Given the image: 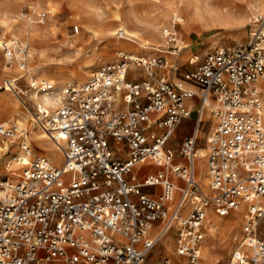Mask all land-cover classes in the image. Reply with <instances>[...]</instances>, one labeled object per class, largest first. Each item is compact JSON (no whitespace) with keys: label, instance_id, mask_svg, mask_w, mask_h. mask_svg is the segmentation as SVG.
<instances>
[{"label":"built area","instance_id":"2783aa9c","mask_svg":"<svg viewBox=\"0 0 264 264\" xmlns=\"http://www.w3.org/2000/svg\"><path fill=\"white\" fill-rule=\"evenodd\" d=\"M254 22L247 44L197 51L190 68L170 66L165 57L180 47L156 56L121 50L86 81L68 82L51 114L34 113L62 163L33 157L28 128L0 121V156L17 163L0 176V264H182L153 258L169 235L189 264H222L202 259L209 207L220 216L246 211L227 264H264V239L256 233L264 217V13ZM0 45L8 65L26 75L28 45ZM23 77H5L0 90L29 110ZM27 81L38 92L55 87ZM195 111V128L176 150L177 127ZM208 115L210 196L196 170Z\"/></svg>","mask_w":264,"mask_h":264},{"label":"rangeland","instance_id":"374dc122","mask_svg":"<svg viewBox=\"0 0 264 264\" xmlns=\"http://www.w3.org/2000/svg\"><path fill=\"white\" fill-rule=\"evenodd\" d=\"M210 1L216 2L212 8L219 10L221 16L217 17L211 12V14L206 12L204 17L207 20L198 21L192 26L184 25L180 19L183 15L182 10L190 8L192 11L196 4H199L204 10H208L206 3ZM217 1L222 0H0V44L2 41H6L10 46L17 42L28 45V74L21 78L20 84L24 89L31 91L27 80H32V78L54 83L55 92H46L50 93L57 103L56 98L58 99L59 94L56 92L61 91L62 94V90L68 82L86 81L103 63L115 60L121 50L156 56L160 53L158 49H155L157 47L170 51L178 50L180 47V57L187 59L197 51L205 52L218 45L229 47L247 44V40L256 28L255 19L264 13V0L254 3L256 7L251 4L253 0H236L239 6L235 8L232 15L227 13L226 7H217ZM233 2L235 1L233 0ZM13 3L18 5L12 8L10 5ZM175 4L177 5L175 6ZM43 11H49L50 15L45 22L40 23L37 21L38 14ZM25 13L27 14L26 18L23 16ZM75 25L79 27L78 32L74 29ZM19 26L23 27V30ZM121 30L125 31L127 37L132 36L136 40H130V37L126 38V36L120 38ZM168 34L176 37L175 42L168 40ZM141 43L147 44L149 48H145L143 45L141 47ZM141 48L142 50H140ZM170 54L168 60L171 61V57L174 60V56ZM175 63L179 65L180 62L176 61ZM20 73L22 71L17 64L14 63V67L8 65L4 50L0 45V81L7 76ZM42 93L43 91L39 92V94ZM33 96L31 94L34 105L28 102L29 107L32 113H39L38 110H42L36 105L37 102ZM43 107H45L43 108L45 112L51 114L57 106L55 108L52 106ZM195 117L193 126L187 128L189 132L195 127ZM213 120L214 118L210 115L205 119L198 147H207V138L211 135ZM0 121L17 122L20 126L28 128L29 137L32 139L33 157L34 155L47 154L59 162L60 155L53 142L45 136L23 103L11 92L5 90H0ZM187 129L177 128L176 135L171 142L176 150L182 140L180 137L182 131L185 132ZM53 149L55 152L52 151ZM199 149L197 151L198 170L204 177L206 175L205 153L203 155ZM16 151H18L17 147ZM10 158L9 155L0 156V176L7 174L6 165ZM62 161L63 159L60 163ZM7 167L11 166L7 165ZM156 169H158L157 166L154 167V170ZM204 178L205 183L201 177L202 183H200L203 184L202 188L207 193L210 192V189L208 179L206 176ZM239 212H241V218L237 220L236 224L233 223V226L226 227L228 228L226 236L223 233L225 231H222L223 229L219 226L216 236L211 240L209 231L211 214L208 215V231L204 241L209 239L213 242L214 254L206 258L204 254L205 241L202 249L203 263H211L216 258H220L222 264H227L243 235L246 211ZM234 213H238V211H233L226 217L212 214L221 221L227 222L233 218ZM258 222L256 233L264 239V217ZM171 238L165 237L162 243L156 247L155 259L168 255ZM171 250H176L174 245ZM173 251H171L170 257L176 256Z\"/></svg>","mask_w":264,"mask_h":264},{"label":"bare ground","instance_id":"6f19581e","mask_svg":"<svg viewBox=\"0 0 264 264\" xmlns=\"http://www.w3.org/2000/svg\"><path fill=\"white\" fill-rule=\"evenodd\" d=\"M235 2H233V0H222V1H217V4H218V6L217 7H219V6H222V7H226L227 8V13H229V14H234V12H235V8H237V6H239V4H238V1H236V0H234ZM258 2V0H253L252 2H251V4H253V6L254 7H256V4L254 5V3H257ZM179 3V2H178ZM215 1H210L209 3H206V5H207V9L208 10H204L202 7H200V5L199 4H196L195 5V9L193 10L192 9V11H191V9L190 8H186V9H184V10H182V13H183V15H182V17H180V19H181V21L184 23V25H190V26H192V24H197L198 23V21H203V20H207V18L206 17H204V16H206V12H211L212 13V15H215V16H217V17H219V16H221V12L219 11V10H217V9H214V8H212V6H214L215 5ZM18 4L17 3H13L12 5H10V7H16ZM177 4H175V6H176ZM180 5V4H179ZM179 8V7H178ZM176 9V8H175ZM177 11V10H176ZM210 13V14H211ZM209 14V15H210ZM23 16L26 18V13L25 14H23ZM154 25V24H153ZM19 28H21L22 30H23V27H21V26H19ZM195 29V28H194ZM124 31V30H123ZM196 31H198V30H196ZM125 32V31H124ZM128 32H129V30H128ZM125 36H126V38H128V37H130V38H132V39H134V40H136L134 37H132V36H128L127 37V35L125 34ZM141 45V47H142V45H143V47H145V48H149L148 47V45L147 44H143V43H141L140 44ZM156 50L157 49H161V48H155ZM140 50H142V48L140 49ZM170 65H172L173 63H169ZM28 73H26V75H27ZM23 72L22 73H20L19 74V77H25L26 76ZM34 78H32V80H33ZM31 80V81H32ZM42 80H44V79H42ZM27 91V102H29L30 104H32V105H34V101L33 100H31V94H33L34 96L33 97H35V101L37 102H35L36 103V105L42 110V111H44V109L43 108H45V107H43V106H47V107H58L61 103H62V94H61V91L60 92H56V94H59V97H60V99H59V97H58V99L56 98V100L58 101L57 103H56V101L54 100V97L50 94L51 92L50 91H54V88L53 89H51L49 92L50 93H48V92H43L42 94H39V92L38 91H36L35 89H32L31 91L30 90H26ZM34 91V92H33ZM55 92V91H54ZM39 104V105H38ZM30 113H31V115L34 117V119H36V116L34 115V113H32V111H31V109L29 108V110H28ZM40 112V111H39ZM206 116H204V118H205ZM44 132V131H43ZM44 134H45V136H47V134L44 132ZM210 136V135H209ZM208 136V137H209ZM41 137H44V136H41ZM48 137V136H47ZM49 139H50V141L51 142H53V144H54V146H55V148H56V150H57V152L59 153V155H60V157H58V160H59V162L61 161V159H62V155H61V153H60V151L58 150V148H57V146H56V144H55V142H54V140L52 139V138H50L49 137ZM44 140V139H43ZM47 142H49V141H47ZM50 144V143H49ZM52 144V143H51ZM53 152H55V149H53L52 150ZM198 151V150H197ZM206 151H204V149H201L200 150V153H202L203 155H204V153H205ZM45 155H47V154H45ZM197 157H198V153H197ZM52 158V157H51ZM13 163V164H12ZM11 164H9V169H11L12 167H15L16 166V162H12ZM207 177V176H206ZM202 178V177H201ZM203 179V178H202ZM235 215H233V218L230 220V221H228L227 220V222H224V221H221L216 215H210V218L211 219H209V223L211 224V227H210V229H209V231H210V240L211 239H214V237L216 236V232H217V229H218V227L220 226L223 230L222 231H225V232H223L224 233V235L226 236V233H227V229L228 228H226V227H228V226H233V223L234 224H236V222H237V220L239 219V218H241V212H238V213H234ZM226 221V220H225ZM209 239H206L205 241V248H204V254H205V256H206V258H208L209 256H211V255H213L214 254V246H213V242L212 241H210ZM175 243V242H174ZM175 245V244H174ZM171 248H172V241H171V243L169 244V248H168V255H171L172 253H171V251H173V250H171ZM176 248V247H175ZM176 253H177V251L175 252V251H173V254H175L176 255ZM177 255L178 256H182V255H179L178 253H177ZM180 260H182V264H187L186 263V261L182 258V257H180Z\"/></svg>","mask_w":264,"mask_h":264},{"label":"crops","instance_id":"0c3cea01","mask_svg":"<svg viewBox=\"0 0 264 264\" xmlns=\"http://www.w3.org/2000/svg\"><path fill=\"white\" fill-rule=\"evenodd\" d=\"M30 7H32V5H30ZM27 15V14H26ZM50 15V14H49ZM130 40H133V39H131V38H129ZM134 41V40H133ZM177 52V51H176ZM168 55H169V53H167V54H165V57H166V59H167V61H168V63H173L172 65H175L176 63V61L177 62H180L179 63V65H185L184 66V68H190V66H192L191 65V58L193 57V56H191V57H188L186 60L185 59H183V58H181L180 57V53H179V55H174V54H170V55H172V56H174V60L172 59V57H171V61H169L168 60ZM189 60V61H188ZM184 61H186L185 63H184ZM170 65V64H169ZM172 65H170V66H172ZM134 72H136L135 70H133V71H131L130 72V74H129V77H131V76H133V73ZM161 73H162V71H161ZM166 73L167 74H170V75H172L173 77H174V74H171V72H170V70H167L166 71ZM144 75V74H143ZM264 85V84H263ZM193 117L192 118H190V119H185L178 127H179V129H182V130H184V129H187L188 127H192L193 126V120H194V117L196 116V111L193 113V115H192ZM196 118H197V116L195 117V120H196ZM213 123H214V120H213ZM213 123H212V125H213ZM195 124H196V121H195ZM211 125V129H212V131H213V126ZM177 127V128H178ZM195 128V127H194ZM193 128V129H194ZM203 129V128H202ZM201 129V130H202ZM193 131V130H192ZM192 131L191 132H189V130L187 129L185 132H183L182 131V133H181V139L183 140L186 136H188V135H190L191 133H192ZM211 131V132H212ZM176 135V134H175ZM30 138V137H29ZM30 140H31V142H32V139L30 138ZM182 140H181V142H182ZM181 142H180V144H181ZM198 148H200V149H204V151H206L205 152V169H206V155H207V147L205 148V147H198ZM199 149V150H200ZM198 163H199V156L197 157V165H196V170H197V176H198V180L201 182V180H200V177H202L203 179V182H204V180H205V176H207V169H206V175L203 177V176H201V174H200V172H199V170H198ZM207 179H208V176L206 177ZM202 183V182H201ZM205 183V182H204ZM208 183H209V181H208ZM203 185V184H202ZM205 185H207V184H205ZM209 187V186H208ZM209 189H210V187H209ZM148 190H150V189H148ZM207 195H211V189H210V192H207ZM188 210H189V207H187L186 208V211L188 212ZM186 212V213H187ZM239 212V211H238ZM212 213H214V214H217L218 216H220L216 211H214V209H213V207H209L208 208V215L209 214H211L212 215ZM233 213V212H232ZM231 213V214H232ZM228 216V215H227ZM221 217H226V216H221ZM207 223V222H206ZM207 231H208V227L206 226V233H207ZM167 238H170V237H172L171 235H169V236H166ZM206 238V237H205ZM171 241H172V245H174L175 243H174V241H173V239L171 238ZM205 242V241H204ZM204 242H203V245H204ZM160 243H162V242H160ZM170 244V243H169ZM162 245V244H161ZM203 245H202V249H203ZM174 247H176V245H174ZM175 252H176V250H175ZM167 256H169V255H167ZM170 257V256H169ZM180 257H182L183 259L185 258V257H183V256H178L177 255V253H176V256H173V257H171V258H173V260H176V261H178V262H180V263H182V260H180ZM153 258H156L155 257V255L153 254ZM216 259H220V258H216ZM216 259L214 260V261H216ZM186 260V259H185ZM221 260V259H220ZM187 261V260H186ZM187 263H188V261H187ZM189 264V263H188Z\"/></svg>","mask_w":264,"mask_h":264}]
</instances>
